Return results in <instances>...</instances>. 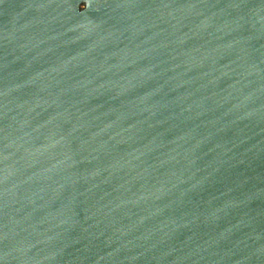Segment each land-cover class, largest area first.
Segmentation results:
<instances>
[{
  "label": "water",
  "instance_id": "obj_1",
  "mask_svg": "<svg viewBox=\"0 0 264 264\" xmlns=\"http://www.w3.org/2000/svg\"><path fill=\"white\" fill-rule=\"evenodd\" d=\"M0 264H264V0H0Z\"/></svg>",
  "mask_w": 264,
  "mask_h": 264
}]
</instances>
